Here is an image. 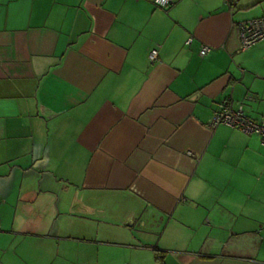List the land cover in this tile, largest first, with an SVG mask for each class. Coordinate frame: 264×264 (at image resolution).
Here are the masks:
<instances>
[{
    "label": "crops",
    "instance_id": "obj_1",
    "mask_svg": "<svg viewBox=\"0 0 264 264\" xmlns=\"http://www.w3.org/2000/svg\"><path fill=\"white\" fill-rule=\"evenodd\" d=\"M224 1L0 0V264H264V147L210 125L264 117V0Z\"/></svg>",
    "mask_w": 264,
    "mask_h": 264
},
{
    "label": "built area",
    "instance_id": "obj_2",
    "mask_svg": "<svg viewBox=\"0 0 264 264\" xmlns=\"http://www.w3.org/2000/svg\"><path fill=\"white\" fill-rule=\"evenodd\" d=\"M237 1L225 0L224 3L230 7ZM153 3L156 7L165 9L173 4V0H153ZM236 27L240 41V51H246L264 40V16L240 22ZM189 42L190 40L187 44ZM209 51L210 48L208 46H202L199 54L200 56H204ZM149 59L151 61H157V50L154 49L150 52ZM210 125L214 128L219 125H225L248 135H256L264 147V117H261L259 121L251 120L246 116L242 105L233 107L230 99L222 102L213 112Z\"/></svg>",
    "mask_w": 264,
    "mask_h": 264
},
{
    "label": "rangeland",
    "instance_id": "obj_3",
    "mask_svg": "<svg viewBox=\"0 0 264 264\" xmlns=\"http://www.w3.org/2000/svg\"><path fill=\"white\" fill-rule=\"evenodd\" d=\"M259 186V187H257ZM257 190L259 188L264 187V179L257 182ZM97 250L92 252H86L82 258V260H74L72 258L68 259L66 262L64 261L63 264H128V258L130 257L129 254L122 255V254H111L110 252H105L102 254H96ZM264 253V251H263Z\"/></svg>",
    "mask_w": 264,
    "mask_h": 264
},
{
    "label": "trees",
    "instance_id": "obj_4",
    "mask_svg": "<svg viewBox=\"0 0 264 264\" xmlns=\"http://www.w3.org/2000/svg\"><path fill=\"white\" fill-rule=\"evenodd\" d=\"M262 17V16H261Z\"/></svg>",
    "mask_w": 264,
    "mask_h": 264
}]
</instances>
